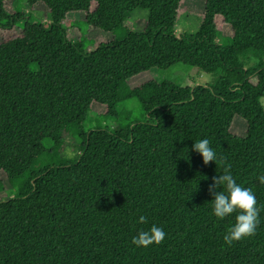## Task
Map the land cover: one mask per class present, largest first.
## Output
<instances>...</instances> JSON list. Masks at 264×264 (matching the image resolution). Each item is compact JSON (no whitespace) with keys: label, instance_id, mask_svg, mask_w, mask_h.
I'll use <instances>...</instances> for the list:
<instances>
[{"label":"trees","instance_id":"obj_1","mask_svg":"<svg viewBox=\"0 0 264 264\" xmlns=\"http://www.w3.org/2000/svg\"><path fill=\"white\" fill-rule=\"evenodd\" d=\"M6 1L15 0H0V31L21 34L0 43V264H264V0H203L193 35L175 31L181 0H21L44 5L45 23L7 12ZM138 10L148 15L133 31L124 24ZM72 13L110 41L89 51L87 38L69 40ZM176 64L213 81L129 86ZM131 99L139 120L119 111ZM90 115L112 127L84 129ZM235 118L242 137L230 132ZM201 139L216 163L192 151ZM220 158L261 208L256 234L232 246L223 236L237 213L216 218L208 192ZM152 225L164 241L133 245Z\"/></svg>","mask_w":264,"mask_h":264},{"label":"rangeland","instance_id":"obj_2","mask_svg":"<svg viewBox=\"0 0 264 264\" xmlns=\"http://www.w3.org/2000/svg\"><path fill=\"white\" fill-rule=\"evenodd\" d=\"M203 0H181L180 7L178 10V20L175 25V31L179 34L193 35L195 34L200 26L202 15H203ZM4 8L7 12H24L31 14L39 23L47 22V9L42 4H37L33 8H28L21 0L17 1H6ZM147 12L145 11H134L129 19L125 22V27L133 31H141L145 25L147 19ZM84 19V15L81 13H72L67 16V23L64 27L67 29V37L71 41H77L80 38H87V50H92L96 45L100 43H106L110 41L111 35L104 34L100 31H97L92 28L85 29L82 24H79L80 21ZM77 23V24H74ZM72 26V27H71ZM75 26V27H74ZM217 30L222 33L223 36H230L231 30L228 26H225L221 23L220 18H216ZM21 34V30L15 28L10 31H0V43H3L11 38L17 37ZM147 81L155 82H171L177 85L180 88H191L193 85H203L206 83H211L213 78L208 75H204L198 72L195 68L188 67L182 64H176L171 68L160 71V70H150L147 73L139 75L131 79L128 83L131 88L140 86L141 84ZM260 105L264 111V98L260 100ZM104 110L96 108L94 113H103ZM119 111H125L129 113V118L131 120H139L142 116L141 108L138 102L135 99L128 100L119 105ZM103 127L107 126L108 128L112 127L111 122L104 121L101 117L96 115H90L85 124L83 125L84 129L90 127ZM246 125L239 118H235L230 132L234 135L242 137L245 133ZM67 144L64 147L63 157L70 160L76 155V148L69 144L70 138L66 139ZM4 180V175H0ZM5 189L8 187L5 185ZM7 198V193L4 191L0 193V201Z\"/></svg>","mask_w":264,"mask_h":264},{"label":"clouds","instance_id":"obj_3","mask_svg":"<svg viewBox=\"0 0 264 264\" xmlns=\"http://www.w3.org/2000/svg\"><path fill=\"white\" fill-rule=\"evenodd\" d=\"M192 151L198 153L204 165L217 161V154L210 146L208 139L196 141L192 146ZM219 163L223 165V174L214 176L212 184L208 188L212 199L213 215L223 220L225 217L237 213L235 223L228 228L223 236L224 243L232 246L246 237L256 234V229L260 224V207H257L255 193L250 189L241 186L233 177L230 169L231 165L220 158ZM260 184L264 185V174L258 176ZM222 189V190H221ZM139 223H147V218L143 215L139 217ZM166 238V233L162 227L152 225L147 231H140L132 239V244L137 247L147 248L153 244H160Z\"/></svg>","mask_w":264,"mask_h":264}]
</instances>
